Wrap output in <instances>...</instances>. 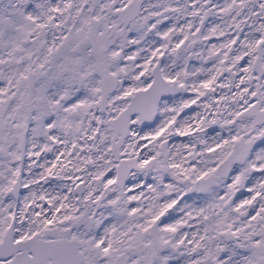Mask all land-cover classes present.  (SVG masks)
Returning <instances> with one entry per match:
<instances>
[{
	"label": "snow or ice",
	"instance_id": "1",
	"mask_svg": "<svg viewBox=\"0 0 264 264\" xmlns=\"http://www.w3.org/2000/svg\"><path fill=\"white\" fill-rule=\"evenodd\" d=\"M0 264H264V0H0Z\"/></svg>",
	"mask_w": 264,
	"mask_h": 264
},
{
	"label": "flooded vegetation",
	"instance_id": "2",
	"mask_svg": "<svg viewBox=\"0 0 264 264\" xmlns=\"http://www.w3.org/2000/svg\"><path fill=\"white\" fill-rule=\"evenodd\" d=\"M219 2H221V3H222V2H223V0H219ZM213 42H215V40H214ZM194 107H195V106H194Z\"/></svg>",
	"mask_w": 264,
	"mask_h": 264
}]
</instances>
